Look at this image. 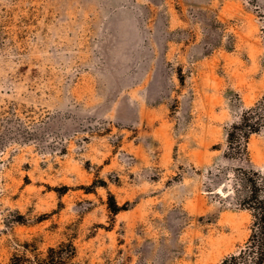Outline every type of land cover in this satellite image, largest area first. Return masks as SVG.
I'll use <instances>...</instances> for the list:
<instances>
[{"label": "rangeland", "instance_id": "374dc122", "mask_svg": "<svg viewBox=\"0 0 264 264\" xmlns=\"http://www.w3.org/2000/svg\"><path fill=\"white\" fill-rule=\"evenodd\" d=\"M260 100L264 0H0V264H218L251 230L237 172L264 182V127L243 158L227 131Z\"/></svg>", "mask_w": 264, "mask_h": 264}, {"label": "trees", "instance_id": "16d2710c", "mask_svg": "<svg viewBox=\"0 0 264 264\" xmlns=\"http://www.w3.org/2000/svg\"><path fill=\"white\" fill-rule=\"evenodd\" d=\"M264 127V100L244 109L240 119L231 124L227 131V142L231 157L243 158L246 152L248 138L253 133H258ZM258 173L252 169H241L237 172V201L241 208L250 211L252 224L250 234L239 249L223 257L218 264H264V182L256 180ZM105 185V182H102ZM96 184L83 188H90ZM234 192V190H233ZM236 192V191H235ZM107 207L111 213L116 214L125 209V205H119L114 195L109 192ZM76 247L72 240L61 241L56 246H50L44 257L30 259L20 256V261L15 264H66L67 260L75 258Z\"/></svg>", "mask_w": 264, "mask_h": 264}]
</instances>
